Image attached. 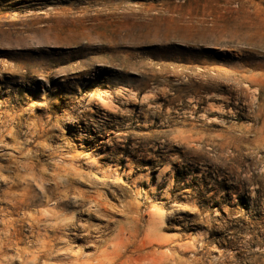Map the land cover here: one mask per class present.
Instances as JSON below:
<instances>
[{"label": "rangeland", "instance_id": "1", "mask_svg": "<svg viewBox=\"0 0 264 264\" xmlns=\"http://www.w3.org/2000/svg\"><path fill=\"white\" fill-rule=\"evenodd\" d=\"M0 148V264H264V0H0Z\"/></svg>", "mask_w": 264, "mask_h": 264}, {"label": "bare ground", "instance_id": "2", "mask_svg": "<svg viewBox=\"0 0 264 264\" xmlns=\"http://www.w3.org/2000/svg\"><path fill=\"white\" fill-rule=\"evenodd\" d=\"M121 90V89H119ZM145 99H149L151 97V94H146L143 96ZM91 101H98V98L99 96L97 97L96 94H93L92 97H90ZM101 99V98H100ZM146 101V100H145ZM144 101V102H145ZM89 102V101H88ZM103 102V103H102ZM90 103V102H89ZM101 103L104 104V107H106L107 109H111L113 107V104H111L110 102H107V101H102L101 99ZM94 104V103H93ZM84 107V106H83ZM196 107V106H195ZM114 108V107H113ZM86 110V109H85ZM110 111V110H109ZM79 119V118H78ZM74 122V121H73ZM75 124V123H74ZM34 136V135H33ZM31 140V139H29ZM1 149V148H0ZM2 150V149H1ZM95 163H99L98 160L95 161ZM94 163V164H95ZM132 163V162H131ZM25 167L26 168H31L33 172V176H31L32 178H30L31 181H29L27 178H25L23 176V174L21 172H19V169L18 167L16 168H12L10 169V167H8L7 165H0V206H1V203H7L9 206V208H12L13 210L14 209H17L18 207H21L22 209H25V208H28L31 204H33L36 200H37V197H38V193L39 190L38 188H36L33 183V181H37V183H40L41 185H43V178H38L37 176H35L34 174V169H35V165L34 164H31L30 162L26 163L25 164ZM113 167V166H112ZM127 173L128 174H131L132 172H134L133 170V166L132 164H127ZM114 168V167H113ZM104 169V168H103ZM166 169H164V171H160V173L158 174L157 176V179H158V183L160 184L162 178H163V175H164V172H165ZM115 171V170H114ZM104 172V171H102ZM110 172V171H109ZM125 172V171H124ZM57 176V177H61L63 174H61V169H60V166H56L53 168V171H52V175ZM106 173V172H105ZM104 173V174H105ZM108 173V172H107ZM37 174V173H36ZM38 174L44 176L45 172L43 171H40ZM126 174V175H128ZM166 174V173H165ZM109 175V174H108ZM107 175V176H108ZM111 176V174L109 175ZM141 177V176H140ZM146 177L150 178L149 175H147ZM142 178V177H141ZM140 178V179H141ZM53 179V178H52ZM137 179V178H136ZM134 179L133 181L136 182L138 180ZM147 179V178H146ZM26 181L27 182V186L23 189L22 192H19L16 189V187H18L21 182L23 181ZM162 183V182H161ZM136 185V184H135ZM38 186V185H37ZM172 186V185H171ZM137 187V186H136ZM168 189V188H167ZM37 191V193H36ZM137 192H139L137 190ZM167 192V190H165V193ZM51 194L53 192H50ZM80 195L83 197V201H85V198H84V195L82 193H80ZM141 195V194H140ZM40 196V195H39ZM52 196V195H51ZM65 196H68L65 194ZM57 205L56 206H60L61 204L63 203H66V197H64L63 195H61L60 197H57ZM89 205H90V208H88V211H91V208H94L100 215H104L105 213L103 212V209H106L107 205L105 202L102 201V199L99 197V195H91V197L89 198ZM67 204V203H66ZM78 209V208H77ZM0 210L3 211V215H7V211L5 212V208H1L0 207ZM10 212V211H8ZM52 215L55 216L56 218L55 219H58L61 217V215H59V213H57V211L55 210H52ZM1 215V214H0ZM85 215V214H84ZM20 216V215H19ZM3 221V219H2ZM1 221V222H2ZM41 221H42V218L39 219V222L35 221L31 224V226L35 229L36 227H39L41 226ZM23 222V221H22ZM9 223L11 224H14V220L13 219H10L9 220ZM82 223V221H81ZM79 222V224H81ZM19 224V223H18ZM67 226H69L70 224L66 223ZM64 224V225H66ZM61 224H59L58 226L56 225L55 228L57 227H60ZM70 227V226H69ZM74 228V227H73ZM72 230V229H71ZM18 234V233H17ZM21 234V233H20ZM53 234V233H52ZM76 235H78V232H75ZM80 236V235H79ZM73 237V236H72ZM3 241H7L6 244H9L10 243V238L8 239H4ZM94 246V245H93ZM90 247V246H89ZM10 249V248H9ZM51 249V248H50ZM4 250H1L0 248V260L2 259H5L4 255H3V252ZM109 252V249L106 248L105 250H103L99 257L100 256H104L105 254H107ZM2 253V254H1ZM21 254V253H20ZM1 263V262H0ZM113 264H117V262L114 260L112 261Z\"/></svg>", "mask_w": 264, "mask_h": 264}]
</instances>
